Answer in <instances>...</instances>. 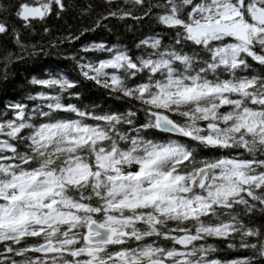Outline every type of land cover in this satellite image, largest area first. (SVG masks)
Wrapping results in <instances>:
<instances>
[{
  "label": "snow or ice",
  "instance_id": "1",
  "mask_svg": "<svg viewBox=\"0 0 264 264\" xmlns=\"http://www.w3.org/2000/svg\"><path fill=\"white\" fill-rule=\"evenodd\" d=\"M73 10L90 23L46 42L10 23L47 36ZM0 17V264H264V0H0ZM53 55L64 68L8 94Z\"/></svg>",
  "mask_w": 264,
  "mask_h": 264
},
{
  "label": "trees",
  "instance_id": "2",
  "mask_svg": "<svg viewBox=\"0 0 264 264\" xmlns=\"http://www.w3.org/2000/svg\"><path fill=\"white\" fill-rule=\"evenodd\" d=\"M11 3L17 2V0H9ZM70 4L74 3L75 0H68ZM2 18V17H0ZM10 23H16V26L22 33V38L25 43H39V42H46L48 40H53L56 37L66 35L67 30H76L82 27L83 25L90 23L89 18H81L79 13L77 11H70L67 13L63 19L61 20H50L49 26L51 28V35L45 36L42 33V29L39 25L36 26L35 32L28 31L23 29V26L19 24L18 21H15L13 18ZM116 28L115 33L119 35L120 39H122L125 42H130L132 38L140 34V29L135 28L134 26H128L125 25L123 22H115ZM146 31V29H144ZM100 36H102L104 39H116L117 36L113 35L111 33H108L107 30L104 31H98V33L89 34V39H98ZM0 43H3L2 40H0ZM79 47V45H77ZM99 55V54H97ZM59 63V66L61 68H64V64L60 63L57 60V57L55 55L51 57H40L38 60H32L29 59L24 63H21L19 65H16L14 68V72L16 73V86L15 88H9L8 94L12 95L14 93H18L22 88H24V81L26 76H30L33 74H36L37 71H39L40 68L48 65V64H56ZM70 70V69H69ZM0 98L2 97V94H0Z\"/></svg>",
  "mask_w": 264,
  "mask_h": 264
}]
</instances>
